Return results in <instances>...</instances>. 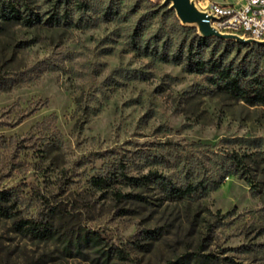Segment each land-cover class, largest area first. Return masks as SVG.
<instances>
[{"label": "rangeland", "instance_id": "obj_1", "mask_svg": "<svg viewBox=\"0 0 264 264\" xmlns=\"http://www.w3.org/2000/svg\"><path fill=\"white\" fill-rule=\"evenodd\" d=\"M19 1L41 21L0 34V190L13 194L0 217V264H188L195 255L264 264V106L144 50L182 24L172 1L68 0L67 15L59 0ZM190 1L200 12L240 2ZM54 11L59 20L47 22ZM227 52L257 62L264 77V43ZM233 153L246 176L182 200L115 175L123 163L129 175L156 171L183 186ZM99 176L107 185L93 183ZM20 219L47 220L58 233L32 237ZM84 233L101 241L64 247L63 235Z\"/></svg>", "mask_w": 264, "mask_h": 264}, {"label": "trees", "instance_id": "obj_2", "mask_svg": "<svg viewBox=\"0 0 264 264\" xmlns=\"http://www.w3.org/2000/svg\"><path fill=\"white\" fill-rule=\"evenodd\" d=\"M63 7V15L68 14V0H59ZM77 8H85L84 2H79ZM58 13L54 11L46 20L58 21ZM41 21L40 15L35 13L26 1L0 0V34L6 26L21 23L32 26ZM173 34V37L170 35ZM261 42H240L233 39L207 38L197 33L196 28L176 22L173 30L157 36L152 42L143 46L144 50L159 57L161 60L182 64L188 72L204 74L207 81L215 90L228 97L241 100L248 105L264 106V77L257 62L228 60L227 48L231 45L237 47H251ZM4 83L3 78L1 79ZM4 84L0 82V88ZM248 173L244 161L237 153L222 158L219 167L211 173H204L200 179L195 178L186 182L183 186L174 183L169 175L148 171L140 176H132L126 172V166L119 163L115 172L118 180L126 185L143 188L149 184L157 185L170 200H182L197 192H209L216 189L221 180L229 174H238L242 177ZM187 178V177H186ZM110 177L99 176L93 180L96 186L107 185ZM115 196L139 197L133 194H121L116 192ZM13 194L10 190H0V217H8L12 205ZM55 217L53 210L49 212V218ZM47 220L20 219L15 224L18 231L26 232L28 235L38 239H49L57 235ZM48 223V224H47ZM88 241L99 243L101 238L95 233L65 234L63 244L66 249L79 250ZM118 255H120L118 253ZM191 264H207L212 259L206 255L203 257L193 256L187 258ZM184 260V259H183Z\"/></svg>", "mask_w": 264, "mask_h": 264}, {"label": "built area", "instance_id": "obj_3", "mask_svg": "<svg viewBox=\"0 0 264 264\" xmlns=\"http://www.w3.org/2000/svg\"><path fill=\"white\" fill-rule=\"evenodd\" d=\"M203 12L218 33L264 43V0H240L236 4L209 3Z\"/></svg>", "mask_w": 264, "mask_h": 264}, {"label": "water", "instance_id": "obj_4", "mask_svg": "<svg viewBox=\"0 0 264 264\" xmlns=\"http://www.w3.org/2000/svg\"><path fill=\"white\" fill-rule=\"evenodd\" d=\"M172 1L173 6L172 8H175L178 17L182 24H191L195 23L198 25V28L200 29L201 35L207 38L216 37V38H222V39H233L240 42H252L253 40H244L238 36L234 35H222L218 33L216 30H214L209 22H208V16L204 12L198 11L193 3L190 0H167Z\"/></svg>", "mask_w": 264, "mask_h": 264}]
</instances>
